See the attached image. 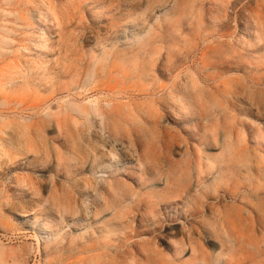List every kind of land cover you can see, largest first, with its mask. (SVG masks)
I'll use <instances>...</instances> for the list:
<instances>
[{
    "label": "rangeland",
    "instance_id": "374dc122",
    "mask_svg": "<svg viewBox=\"0 0 264 264\" xmlns=\"http://www.w3.org/2000/svg\"><path fill=\"white\" fill-rule=\"evenodd\" d=\"M6 1H1L2 10L21 15L23 21L14 23L13 18H9L12 23L10 25L0 21L3 29L10 30L9 34L4 33L3 29L0 30V264H97L98 260L101 263L106 261V258L109 260V257L114 259L116 250H106V221L112 219L113 214L109 211L106 216V205L113 201L106 189L117 181L111 178L114 168H109L108 172L105 170L103 173L92 174L88 171L75 177L65 175L54 168L56 160L53 156L51 163H46L43 158L37 160L36 157L40 155L15 150L12 132L6 129V126L13 122L38 123L40 120L33 117L36 112L47 121L54 122L51 118L62 114L63 106L68 102L94 109L103 105L102 111L105 113L106 109H112L109 113L112 118L108 117L107 123L116 119L114 111L118 108H125L133 119L142 121L144 111L146 112L149 106L159 107V98H172L174 102L183 100L184 96L178 92L175 84L178 82L179 85H184L191 81L196 72L195 68H192L193 62L201 65L210 55L211 47L231 46L230 51L236 57L246 58L248 55L254 63L262 64L264 0H17L18 4L30 8L37 15L38 22L33 28L29 27L26 12L22 13L17 7L6 6ZM226 7L232 17L229 20L231 29L227 36H222L225 33L221 31V25L226 21ZM183 10L187 12L188 20L179 25L176 20ZM86 26L89 27L91 39L84 41L82 34ZM2 36L6 37V45ZM151 43L153 45H150ZM104 49L107 61L106 68L102 69L98 65V57ZM179 58L184 61L178 63ZM80 59L85 60L86 70L82 84L77 92H73L78 93V99L68 94L71 89L68 77L35 92L32 79L35 75L40 73L49 76L54 72L51 68L56 62L65 64L68 60L65 66L74 67L75 61ZM175 63H178L180 68L174 71L172 76L169 68ZM252 72L260 74L264 69L260 72L258 69H252ZM227 75L238 77L243 74L239 72ZM176 77L179 79L175 83ZM238 105L246 104L240 101ZM170 106L169 111L174 118L184 112L181 104L177 102L171 103ZM234 115L248 121L255 128L250 132L249 148L253 159L255 158L253 166L261 167L264 171V148L257 146V142L264 139V121L257 117L240 116L238 112ZM75 119L78 120V117ZM106 121L99 118L98 129L93 130L101 132L100 128L106 127ZM165 122L173 128L172 130H178L185 141H189L188 135L173 121L165 119ZM78 123H84V120ZM244 131L246 135L249 133L246 129ZM46 137L51 140L54 157H59L67 151L63 147L65 137L58 139L59 132L46 134ZM190 143L191 145H183L181 150H177L176 155L169 156L168 168L165 169L167 172L172 162L186 159L187 155L193 152L202 154V145L197 141ZM212 154L220 155L221 150ZM130 159L134 160L121 164L118 169L123 174L125 170H130L135 181L126 176H119L118 181L132 186L137 193H143L145 198L146 191L142 192L137 185L146 179L153 182L154 177L144 169L145 158L142 155L136 154ZM108 165L110 166L109 163ZM167 172L161 181H158L162 184L157 188L159 191L163 190L164 181L168 179ZM100 175L104 178H99ZM254 177L255 185L264 186V179L257 175ZM64 195L76 197L81 204L87 203L88 211L84 212L87 220L77 219L76 225L74 220H65L61 213L55 212V196L61 198ZM250 201L258 208L261 203L264 207V194L258 202ZM51 208L56 220L52 219ZM163 209L164 206L157 207L162 215ZM173 211L176 212V209L171 211L172 215ZM245 211L252 219L261 217L258 223L253 219L252 229L263 240L264 245V208L261 212L258 209V213H254L251 208H245ZM77 217L81 215L73 218ZM35 219H38L39 223H34ZM57 221L62 224L58 225ZM136 225L137 220L133 223V226ZM144 225L142 231L148 224ZM158 228L160 233H163L162 240L156 234L141 231L140 235L130 236L127 245L132 242L141 243L160 256L165 255L166 263L178 264L177 261L173 262L176 245L184 241L186 253L183 255V261L186 264L194 263L193 250L196 244L192 239L190 242L189 238L193 231L199 229L196 223L174 218V221L162 222ZM60 240L63 241L64 247L59 253H55L52 248ZM76 240L79 241L78 245H75ZM95 243L100 244L98 250L91 253L82 251L83 247ZM112 244L118 246L120 241ZM201 245L211 254L221 253V250L214 251L209 245L204 246L206 244L203 240ZM74 248L79 249L80 253L74 254L69 260L57 262L56 258L68 255L69 250ZM122 252H128L129 263L131 260H137L145 264V260L136 255L134 248L127 246ZM101 256L102 259H99ZM122 259L118 261L121 262Z\"/></svg>",
    "mask_w": 264,
    "mask_h": 264
},
{
    "label": "bare ground",
    "instance_id": "6f19581e",
    "mask_svg": "<svg viewBox=\"0 0 264 264\" xmlns=\"http://www.w3.org/2000/svg\"><path fill=\"white\" fill-rule=\"evenodd\" d=\"M1 1L0 21L5 25L12 24L9 18H13L14 23L23 21L21 15L2 10ZM5 4L8 7L21 9L22 13L26 12L30 28L38 22L34 11L18 4L17 0H7ZM224 11L226 21L223 22L224 25H221V31H225L222 36H227L231 29L229 20L232 17H230L228 7ZM177 19L179 25L186 22L187 12L185 10L180 12ZM1 29H3L2 26H0ZM84 29L82 39L90 40L89 27L86 26ZM3 31L6 34L10 33V30L6 28ZM2 38L6 45V37L2 36ZM69 41L77 42V40ZM230 49H232L231 46L225 48V45L211 47L210 55L201 65H197L196 61L193 62L192 68H195L196 72L192 75L191 81L186 84L176 83L179 79L176 77L175 87L184 96L183 100L176 101L181 104L180 107L184 111L178 114V118H174L169 111L171 103L176 102L166 97L159 98V107L149 106L146 112L144 111L143 117L141 115L142 121L133 119L125 108H118L114 111L116 119L107 123V118H112L109 114L112 109H106L105 113L102 111L103 105L94 109V107L68 102L63 106L64 111L60 113L61 115L51 118L54 122L47 121L39 112H36L33 113V117L40 120L38 123L13 122L6 126V129L12 132V144L15 142V150L40 155L36 157L37 160L43 158L46 163H51V156H53L56 160L54 168L65 175L75 177L88 171L92 174L103 173L105 170L108 172L109 168H114L111 178L117 181L113 186L108 185L106 189L108 195L113 198V201L106 205V216L109 211L113 212L112 219L106 221V250H116V257L114 259L109 257V260L106 258V261L101 263L100 260H96L97 264H143L142 261L137 260H131L129 263L128 252H122V249L127 246L134 248L136 255L143 258L145 264H168L164 259L165 255L162 257L141 243L132 242L127 245V242L130 236L135 237L143 231V233L156 234L162 240L163 233H160L158 227L162 222L174 221V218L192 221L199 228L193 231L189 238L190 242L192 239L196 244L193 250L194 263L189 264H264L263 240L252 229L253 219L258 223L261 217L256 216L252 219L245 211V208H251L254 213H258V209L259 212L263 211V203L258 208L250 200L258 202L262 199L264 186L255 185L254 175L264 179V171L261 167L253 166L255 158L253 159L249 148L250 132L255 128L248 121L234 115L238 112L240 116L257 117L264 121V72L260 74L252 72V69H258L259 72L263 70L264 63L256 64L247 57L248 55L246 58L236 57ZM84 61L83 59L76 60L74 67L65 66L68 60L65 64L56 62L51 68L54 72L49 76L38 73L32 78L35 92L68 77L71 86L68 94L78 99V93L73 94V92H77L82 84L86 70ZM106 61V49H104L99 54L98 65L102 69L106 68ZM182 61L184 60L179 58L177 62ZM178 63L169 68L172 76L174 71L180 68ZM239 72L243 75L238 77L227 75ZM98 74L97 70L96 75ZM155 92L158 94L157 90ZM240 101L246 105L239 106ZM77 117L78 120L75 119ZM99 118L106 121V127H101V132H95L93 129H98ZM165 119L173 121L183 133L188 135L190 142L197 141L204 147L201 155L199 152H193L187 155L186 159L172 162L168 172L165 169L168 168L169 156L176 155V151L181 150L183 145H191V143L185 141L178 130L174 131L169 127L170 125H166ZM80 120H84V123H78ZM244 129L249 131L247 135ZM58 132V139L65 137L63 147L67 151L59 157H54L51 140L49 141L46 134ZM257 146L264 148V139H260ZM220 150V155L212 154ZM136 154L145 158L144 169L147 174L154 177L153 182L146 179L137 185L142 192L146 191L145 198H143V193H137L132 186L118 181L119 176H126L129 180L135 181L130 170H125L123 174L118 167L121 164L132 162L134 159L130 158L135 157ZM126 158L129 159L125 160ZM165 172L168 173V179L164 181L163 190L159 191L157 188L162 184L158 181H161ZM98 177L104 178L103 175ZM80 195L84 194L80 193ZM53 204L57 209L55 212L61 213L65 220L71 219L76 223L77 219L84 221L88 218L84 215V212L88 211L87 203L81 204L76 197L64 195L59 198L55 196ZM158 206L165 207L163 215L157 210ZM179 206L182 208L180 209ZM173 209H176V212L173 211L174 216L171 214ZM52 210L53 208H51V214H53L51 216L54 219V210ZM79 215L81 217L73 218ZM136 220L137 225L133 226ZM34 223H39L38 219H35ZM56 223L62 224L60 221ZM144 224L148 225L142 231ZM201 240L206 244L204 246L209 245L213 248L212 250H221V253L219 255L209 253L202 247ZM116 241H120V244L112 246V243ZM75 243L78 245L79 241L76 240ZM97 244L85 246L82 251L94 252L100 248V244ZM63 247V241L60 240L54 245L52 251L59 253ZM41 250L42 241L40 239L39 253ZM78 251L77 248L69 250L68 255L56 258L57 262L69 260L74 254L80 253ZM185 253L184 241L177 243L173 262L186 264L183 261ZM121 258H123L122 261H118ZM99 259H102V256Z\"/></svg>",
    "mask_w": 264,
    "mask_h": 264
}]
</instances>
